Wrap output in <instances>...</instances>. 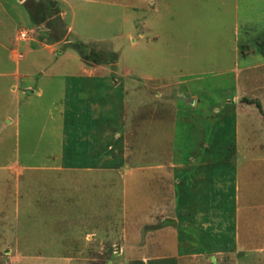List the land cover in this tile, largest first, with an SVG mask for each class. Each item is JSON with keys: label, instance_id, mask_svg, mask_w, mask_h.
I'll list each match as a JSON object with an SVG mask.
<instances>
[{"label": "rangeland", "instance_id": "374dc122", "mask_svg": "<svg viewBox=\"0 0 264 264\" xmlns=\"http://www.w3.org/2000/svg\"><path fill=\"white\" fill-rule=\"evenodd\" d=\"M99 1L91 7L101 9L87 13L82 1H63L76 34L67 39L57 2H26L32 23L45 25L37 30H50L40 39L61 41L54 55L74 50L102 79L97 94L86 83L77 97L70 90L60 129L49 122L45 130L52 152H29L36 137L20 107L19 152L0 153V264H125L142 258L157 229L161 241H174L168 192L182 164L228 163L213 175L240 184V169L249 167L264 193V0H162L155 17L141 0L122 10L101 4L126 0ZM1 3L7 44L19 29L24 42L21 9ZM143 45L160 47L159 70L142 64ZM75 63L65 60L62 72L76 71ZM10 145L0 134V146Z\"/></svg>", "mask_w": 264, "mask_h": 264}, {"label": "crops", "instance_id": "0c3cea01", "mask_svg": "<svg viewBox=\"0 0 264 264\" xmlns=\"http://www.w3.org/2000/svg\"><path fill=\"white\" fill-rule=\"evenodd\" d=\"M1 1L3 0H0V7L3 6ZM9 1L16 3L21 9L18 19L29 32V38L24 42L20 41L21 29H19L12 46L8 45L9 37L6 38L7 26L9 27L6 22L8 21L7 19H3L6 22L0 21L1 39L6 44L0 42V134L2 141L12 142L10 149L0 146V153L19 152L17 137L20 133V107L26 105L29 137H36V141L28 142L29 152L36 155L46 154L52 152L50 150L52 141L44 140L43 137H46L47 133L45 130L49 122L55 123V126L52 125L50 129H60V125L57 126V124L66 113L64 103L67 101L66 97L69 96L70 90L73 92V97L74 95L77 97L86 83L92 87L93 93L96 90L97 94L102 78L95 75L97 72L95 68L85 66L74 50L65 49L54 55L55 48L61 41H54L51 37L40 39L43 36L47 37L50 30L44 28L37 30L45 25L37 27L32 23L26 12L27 0ZM54 1L57 2V11L54 15L60 17L67 39L69 35L75 34L72 22L69 20L71 7L66 5L64 0ZM80 1L85 3L86 13L101 9L91 7V5H100L99 3L102 2L99 0ZM126 1H121V5L103 2L101 6H106L102 9L107 10L114 8L122 10L129 8L130 4L138 0ZM177 1L184 2V0ZM161 2L162 0H141L142 9H152L153 17H155L157 10L163 5ZM23 43L29 46L21 54L19 49ZM63 43L67 45L68 41ZM77 43H80L79 40ZM159 48L157 46L148 49L143 45L141 61L144 67L159 70L160 51L156 50ZM72 52L76 55H72ZM70 57L76 62V71L71 68L72 71L63 73L62 64ZM93 93H89L88 96L92 98ZM59 99L61 101L57 105ZM55 106L60 108V118L53 117V110L56 111ZM67 110L68 113L71 112L69 108ZM35 129H39V132L37 133ZM40 139L41 142L38 143ZM33 142L38 143L39 146H34ZM156 150L154 149V152ZM147 164L142 163L141 167L147 169ZM223 164L228 163L195 161L179 165L178 168L183 172L178 174L177 182L171 185V191L168 192L172 196L174 206L171 221L176 230L174 232L176 239L161 241L160 234L164 231L157 229L156 233L148 235L147 240L143 241L142 258L127 260L125 264H264V193L259 173L255 170L251 171L249 167L242 168L240 169L241 184L236 181L231 182L227 175L223 178L222 173L219 178L213 175V167ZM78 168L99 169L100 166ZM252 175L256 178H252ZM245 183L248 185L246 192ZM242 185L245 196L239 195ZM143 191L145 186L142 185V194L145 193ZM157 192L156 189V194Z\"/></svg>", "mask_w": 264, "mask_h": 264}, {"label": "trees", "instance_id": "16d2710c", "mask_svg": "<svg viewBox=\"0 0 264 264\" xmlns=\"http://www.w3.org/2000/svg\"><path fill=\"white\" fill-rule=\"evenodd\" d=\"M74 47H75V49L79 52V54H82L84 57V59L85 58H88L87 57V55H86V47L84 46V45H74ZM257 106V108L260 110V107H259V105L257 104L256 105Z\"/></svg>", "mask_w": 264, "mask_h": 264}, {"label": "built area", "instance_id": "2783aa9c", "mask_svg": "<svg viewBox=\"0 0 264 264\" xmlns=\"http://www.w3.org/2000/svg\"><path fill=\"white\" fill-rule=\"evenodd\" d=\"M19 38H20V39H24V38H25V33L21 32V33L19 34Z\"/></svg>", "mask_w": 264, "mask_h": 264}]
</instances>
